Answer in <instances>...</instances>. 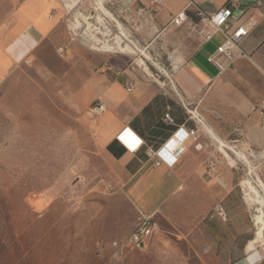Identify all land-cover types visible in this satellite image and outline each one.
I'll return each mask as SVG.
<instances>
[{
  "label": "rangeland",
  "instance_id": "1",
  "mask_svg": "<svg viewBox=\"0 0 264 264\" xmlns=\"http://www.w3.org/2000/svg\"><path fill=\"white\" fill-rule=\"evenodd\" d=\"M47 1L52 31L0 84V264H237L248 255L264 264V245L255 239L260 205L247 203L242 184L264 197L258 103L233 119L200 92L186 111L196 110L207 132L210 116L228 149L214 142L205 175L188 176L196 186H177L174 173L158 168L150 175L159 186H121L111 176L104 96L110 83L125 89L141 81L176 97L173 48L154 40L143 0ZM180 31L187 43L188 27ZM118 39L133 53L108 52ZM99 101L108 110L92 121L88 109ZM147 194L150 209L141 201ZM220 202L227 222L210 218ZM143 215L158 230L144 249H133L127 239Z\"/></svg>",
  "mask_w": 264,
  "mask_h": 264
},
{
  "label": "crops",
  "instance_id": "2",
  "mask_svg": "<svg viewBox=\"0 0 264 264\" xmlns=\"http://www.w3.org/2000/svg\"><path fill=\"white\" fill-rule=\"evenodd\" d=\"M143 1L145 8L140 11L150 30L156 33L154 40L162 39L163 48H173L170 57L177 60V66L172 80L190 105L197 103L195 97L205 91L204 102L229 108L231 117L241 120L243 108L260 104L264 99V0ZM233 3L238 5L233 7V29L246 22H254V27L241 45L244 57L239 58L226 72L220 73L207 59L224 42L225 36L221 32H213L212 38L206 40L201 30H212L204 28L198 12L200 10L208 16L213 15L222 7ZM48 8L47 0H0V84L14 72L18 64L34 55L52 31ZM183 10L189 13L191 23L182 27L171 25L172 18ZM131 11L134 13L136 9L133 7ZM183 27L189 29L187 43L180 41V30ZM137 82V88L131 94L119 82L110 83L104 96L109 108V116L103 122V129L108 138L106 149L112 165L111 176L121 186H128L133 182H139L142 188L147 189L159 186L160 182L150 175L153 161L147 156V148L159 150L179 127L184 126L188 129L197 128L199 139L195 143L186 144V151L176 166L170 168L162 165L158 169L162 173H174L177 186H196L197 182L190 180L188 176L195 170L205 175L211 166V147L214 142L219 144L222 152L223 148L228 149L227 143L221 139L225 137L224 130L207 115V132L204 126H197L190 119L178 98L169 94L166 89L153 82ZM125 91L127 94L124 95ZM167 113L174 118L175 126L165 121ZM126 128L134 131L146 143L136 154L126 151L117 140V136ZM111 144L121 157H115L108 150ZM196 144H200L202 148L196 149ZM215 166L217 167L216 164ZM150 200L148 194L141 200L149 204L147 209L152 207ZM237 264H251L249 255Z\"/></svg>",
  "mask_w": 264,
  "mask_h": 264
},
{
  "label": "built area",
  "instance_id": "3",
  "mask_svg": "<svg viewBox=\"0 0 264 264\" xmlns=\"http://www.w3.org/2000/svg\"><path fill=\"white\" fill-rule=\"evenodd\" d=\"M235 6L237 7L238 5L233 3L231 6H224L215 14L209 16L203 14L200 10L198 12L199 17H201V20L204 24V28H210L212 30V32L205 31V29L201 30V34L205 35L206 40H210L212 38L213 32H221L225 36L224 42L207 59L208 62L217 68L220 73L226 72L239 58L244 57L245 54L241 49V45L254 27V22H246L233 29L234 25H232L231 21L235 18L233 12V7ZM190 23L191 20L186 10H183L174 16L171 20V25L176 27H182ZM27 63H29V60H27ZM167 77L170 78L168 74ZM170 84L172 92L178 98L182 106L187 110L190 104L174 85L172 79H170ZM136 88L137 83L135 82L125 83V89L130 94L133 93ZM107 110L108 108L106 104L99 101L88 109L87 116L90 120L96 121L104 116ZM256 113L259 117L261 125L264 128V99L256 107ZM189 115L190 119H192L197 126H204V119L196 112V110L191 113L189 112ZM165 121L169 125H176L175 120L170 113L165 115ZM199 137L200 135L198 134L197 128L188 129L184 126H181L159 150H154L151 147L147 148V156L153 161V168H159L162 165H167L170 168L176 166L186 151V144L189 142H197ZM117 140L122 144L126 151H129L133 154L138 153L144 146H146L145 141L129 128H126L124 131H122L117 136ZM195 148L201 149L202 146L200 144H196ZM219 150L222 152L220 147ZM223 150L225 149L223 148ZM166 155H168V158ZM215 171L216 167L213 166L211 168V172ZM210 218H217L224 222L229 220V216L222 203L216 204ZM157 230L158 223L154 221L153 217L143 215L127 239L128 246L132 247L133 249H144L149 244ZM115 245L119 247L118 243H115Z\"/></svg>",
  "mask_w": 264,
  "mask_h": 264
},
{
  "label": "bare ground",
  "instance_id": "4",
  "mask_svg": "<svg viewBox=\"0 0 264 264\" xmlns=\"http://www.w3.org/2000/svg\"><path fill=\"white\" fill-rule=\"evenodd\" d=\"M108 52H113L115 49H118L120 52L129 51V53H133L132 48L128 45L123 46L121 44V39H118L116 42V46H112L111 43L106 46ZM168 158V155H166ZM246 193V201L248 204H258L260 205L259 214L255 218V226H256V234L255 239L257 244L261 243L264 245V197L260 195V193L249 183V181H245L242 183ZM255 264V263H254Z\"/></svg>",
  "mask_w": 264,
  "mask_h": 264
},
{
  "label": "trees",
  "instance_id": "5",
  "mask_svg": "<svg viewBox=\"0 0 264 264\" xmlns=\"http://www.w3.org/2000/svg\"><path fill=\"white\" fill-rule=\"evenodd\" d=\"M188 14H189V13H188ZM108 150H109V151H110L115 157H117V158L121 157V155L118 154V153L113 149V144H111V145L108 146ZM123 151H125V150H123Z\"/></svg>",
  "mask_w": 264,
  "mask_h": 264
}]
</instances>
